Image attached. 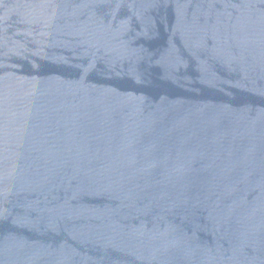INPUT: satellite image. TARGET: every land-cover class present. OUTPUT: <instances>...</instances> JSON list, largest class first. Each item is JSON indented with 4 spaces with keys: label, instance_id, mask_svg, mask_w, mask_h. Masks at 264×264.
<instances>
[{
    "label": "water",
    "instance_id": "1",
    "mask_svg": "<svg viewBox=\"0 0 264 264\" xmlns=\"http://www.w3.org/2000/svg\"><path fill=\"white\" fill-rule=\"evenodd\" d=\"M0 264H264V0H0Z\"/></svg>",
    "mask_w": 264,
    "mask_h": 264
}]
</instances>
